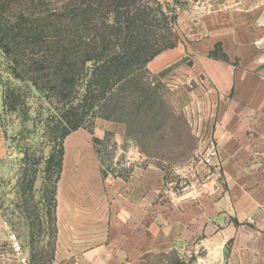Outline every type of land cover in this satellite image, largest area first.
<instances>
[{"label": "crops", "instance_id": "0c3cea01", "mask_svg": "<svg viewBox=\"0 0 264 264\" xmlns=\"http://www.w3.org/2000/svg\"><path fill=\"white\" fill-rule=\"evenodd\" d=\"M156 1L177 9L183 43L147 69L191 92L176 130L182 146L186 133L196 145L182 167L198 189L167 188L165 161L144 153L126 125L110 126L127 157L106 174L97 163L93 177L61 176L54 264H168L171 255L177 264H264V0ZM218 46L226 60L212 57ZM5 115L0 81V161ZM211 145L218 156L208 168L195 156ZM8 233L0 214V264H20Z\"/></svg>", "mask_w": 264, "mask_h": 264}, {"label": "rangeland", "instance_id": "374dc122", "mask_svg": "<svg viewBox=\"0 0 264 264\" xmlns=\"http://www.w3.org/2000/svg\"><path fill=\"white\" fill-rule=\"evenodd\" d=\"M116 6L101 0H0V81L4 98L9 95L11 102L4 117L9 155L0 161V214L9 229L18 235L28 264H54L55 261L56 210L50 198L56 175L54 171L46 175L45 164L37 161L41 154L45 158L50 155L52 141L61 136L66 126L62 116L70 115L75 122L85 118L83 127L64 139L62 176L93 177L97 163L102 174L110 172L114 163L119 165L127 156L120 152L117 134L107 129L124 124L128 137L144 153L165 161L167 188L198 189L197 182L186 174L187 167H182L183 162L194 156L195 151L191 149L196 145L191 143L188 133L185 144H180L176 129L184 125L175 115L179 111L170 99L174 88L167 87L145 69L133 74L128 84L104 96L95 97L93 90L86 94L85 85L93 68L91 62H84L86 44L92 46L93 40L101 37L118 38V16L111 12L117 10L124 21L126 9ZM141 7L150 13L152 35H164L165 40L170 39L177 45L183 43L176 24L171 34L168 31L171 9L177 15L176 8L151 1H142ZM29 34L39 36L42 41L36 47L30 46ZM32 52H39L40 58ZM59 52L68 56L63 64L57 56ZM98 53H103V49ZM32 56L41 62L34 64ZM14 70L23 79L16 78ZM32 78L38 87L30 81ZM56 86L58 90L62 86L65 89L64 103L54 99L52 91H47ZM91 106H95V113ZM180 111L186 112V109ZM187 128L186 125V132ZM95 139L100 142L94 143ZM204 152L195 156L196 161L202 160ZM24 158H27L26 165ZM33 175L37 180L29 192L25 186ZM50 212L52 218L48 216ZM168 264H177L174 255L169 257Z\"/></svg>", "mask_w": 264, "mask_h": 264}, {"label": "trees", "instance_id": "16d2710c", "mask_svg": "<svg viewBox=\"0 0 264 264\" xmlns=\"http://www.w3.org/2000/svg\"><path fill=\"white\" fill-rule=\"evenodd\" d=\"M106 3L116 4V8L118 9H126L124 21L120 19L119 13L117 10H113L111 14L116 13L118 24V33L120 30V34L118 38L115 40L111 38H96L93 40V45L91 43L86 44L88 47V51H86L84 56V62L87 64L91 62L93 64V68L90 71V78L87 80L85 85L86 94L93 90V93L98 95H106L105 93L111 92L115 90L117 87L121 85H125L129 83L133 74L138 71H143L147 69L148 64L160 53L165 50L172 49L177 46L175 42L172 40H165L164 35L158 37V35H152L151 29L153 25L150 22V13L141 7V2H154L157 5H160V2L154 0H101ZM167 6V5H165ZM170 7V6H167ZM134 9V12L132 10ZM115 15V14H114ZM177 22V15L174 9H171V17L169 18V29L168 31L171 34V31L174 28V25ZM32 28L29 29L32 32ZM26 37V34H24ZM28 37V35H27ZM39 37V36H38ZM35 34H29L28 39L32 40L30 42V46H35L36 43H40L42 40ZM173 37V36H172ZM83 44V43H82ZM85 45V44H83ZM1 47V46H0ZM36 47V46H35ZM89 47L91 49L89 50ZM4 48V47H2ZM102 48L103 53L99 54L98 50ZM30 49H33L32 47ZM92 50V51H91ZM35 56L40 54L39 52H32ZM37 54V55H36ZM212 57L221 58L226 60V56L220 52V47H216V49L211 53ZM60 58L61 63H65L68 56L62 52H59L57 55ZM31 61L34 64H38L41 62L39 58H34V56L30 57ZM14 75L16 78L23 79L22 76L14 70ZM38 87V83L35 79H30ZM128 82V83H127ZM45 87V86H44ZM58 86L54 88H48L47 91H52V96L54 99H61L58 102L64 103L66 101V96L64 93V87L62 86L61 90L57 89ZM9 95L4 98V105L6 108L10 106ZM92 112L95 110V106L90 107ZM13 109V108H12ZM95 113V111H94ZM107 120H115L120 121L119 118L111 116H102ZM64 123L66 126L63 127V132H61V136L52 141V151L50 155L45 158L43 154H41L38 158L37 163H44L45 169L44 173L47 175L51 171L55 172V180H54V188L51 192L50 202L54 203L55 210L57 208V185L61 179L63 172V162L65 156L64 149V139L69 136L72 132L77 131L79 128L83 127L85 118H80L76 122L69 116H62ZM99 139H95L94 143H99ZM27 158H24V165L27 163ZM26 171V170H25ZM37 180V176L33 175L26 183L25 190L32 192L34 189V184ZM46 181H52L49 178L45 179ZM46 199V198H44ZM49 199V198H48ZM50 218L53 215H48ZM56 220V219H55ZM57 233V229L54 230ZM33 260V258H32ZM36 261V257L34 258V262Z\"/></svg>", "mask_w": 264, "mask_h": 264}, {"label": "built area", "instance_id": "2783aa9c", "mask_svg": "<svg viewBox=\"0 0 264 264\" xmlns=\"http://www.w3.org/2000/svg\"><path fill=\"white\" fill-rule=\"evenodd\" d=\"M260 62L264 63V53L259 58ZM175 91L171 93V101L173 106L181 112L180 110H185L186 112L189 111L190 107L192 106V95L190 90L185 86H180L177 88H174ZM218 156L217 148L214 145L209 146L206 151L203 154L202 162L205 166L208 168L214 167V164L216 162V158ZM189 187H180L176 193L178 195L184 194L185 192H188ZM195 190L192 188L191 191ZM8 240L11 245V248L14 252V254L18 257L20 264H28L27 256L25 255L23 246L21 244V241L16 233H14L12 230L9 229L8 233Z\"/></svg>", "mask_w": 264, "mask_h": 264}]
</instances>
